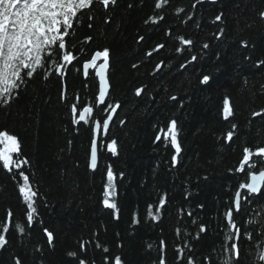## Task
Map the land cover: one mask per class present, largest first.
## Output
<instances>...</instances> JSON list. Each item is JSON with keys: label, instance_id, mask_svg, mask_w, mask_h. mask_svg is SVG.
<instances>
[{"label": "trees", "instance_id": "16d2710c", "mask_svg": "<svg viewBox=\"0 0 264 264\" xmlns=\"http://www.w3.org/2000/svg\"><path fill=\"white\" fill-rule=\"evenodd\" d=\"M155 3L156 0H117L107 12L97 5L100 11L93 28L87 27L89 21L84 18L70 40L79 60L69 66L64 77L67 99L61 100L62 83L55 75L47 80L37 76L9 108L0 109V129L6 128L19 137L22 153L30 161L24 171L39 190L33 229H26L24 236L9 234L6 250L0 251V264H10L13 254L20 255L24 264H71L67 253L78 251L81 240H94L95 233L99 234L98 242L108 247L113 257L120 255L124 264H156L161 240L166 244L167 264H179L175 248L185 240L195 249L197 264L202 254L218 248L221 229L225 227L223 213L244 179L235 172L242 149L264 146V71H233L231 63L232 57L239 55L235 42L240 39L257 41L255 52L247 54L254 59L264 58V45L259 43L264 38V24L245 27L258 19L264 0H202L199 4L197 0H168L162 9H155ZM181 8L185 11L177 14ZM221 11L227 29L223 43L214 40L212 34L217 29L211 24ZM157 16H163V21L145 23L149 17ZM189 16L195 22L188 21ZM106 17L112 21L108 25L104 24ZM181 35L191 38L194 46H183L185 50L178 52L181 46L177 38ZM89 36L92 41L84 43ZM204 42L211 47L203 50ZM158 44L165 47L153 51ZM104 48L110 50L108 102L121 107L108 134L100 138L98 167L92 171L88 167L91 126L71 123L70 104L76 95L81 98L79 106L94 104L97 77L94 70H89L85 78L82 63ZM217 52L222 54L223 63L216 61ZM193 55L198 60L188 63ZM184 64L186 68L181 67ZM225 69L229 74L218 75ZM203 74L212 75L218 82L202 91L198 81ZM137 88L145 89L139 97L135 95ZM172 96L177 100L173 101ZM225 97L233 109L227 120L222 114ZM255 112L261 115L254 116ZM101 115L97 110V118ZM171 119L178 121L182 149L176 167L171 165L175 152L171 145L163 137L154 142L159 129H166ZM121 120L125 121L123 125ZM232 124L237 125L236 135L233 142L226 144L224 138ZM112 139L117 141L115 156L106 147ZM108 165L116 175L119 220L113 219L112 210L101 203ZM15 172L0 167V221L8 210L14 222L24 220L25 206L18 196ZM165 194L167 203L161 219L153 221L146 214L147 205H156ZM244 207L252 211L247 217L236 216L237 223L245 218L258 220L264 201ZM180 209L192 212L193 217ZM137 212L140 222L133 225V214ZM192 219L197 223L193 224ZM199 224L205 225L207 232L196 240ZM44 228L54 234L52 246L47 243ZM260 242L256 236L251 242L254 250L243 245L253 260ZM88 247L89 258L101 264L104 253L92 244Z\"/></svg>", "mask_w": 264, "mask_h": 264}, {"label": "snow or ice", "instance_id": "6c2138e0", "mask_svg": "<svg viewBox=\"0 0 264 264\" xmlns=\"http://www.w3.org/2000/svg\"><path fill=\"white\" fill-rule=\"evenodd\" d=\"M202 0H197V4ZM117 0H0V109H7L10 105L19 98L22 89H25L30 82L37 76L47 80L52 75H55L62 83L61 100L67 99L66 84L63 83L64 77L67 75L69 66H73L74 61L79 60L73 47H70V40L74 36L77 27L86 18L89 23L87 27L93 28V21L96 18V13L100 11L99 5L103 11L107 12L110 6L116 5ZM168 0H156L155 9H162ZM216 3V0H212ZM131 7V5H129ZM192 7H196L193 4ZM184 9H177V14L184 12ZM258 19L251 23H246L245 27L251 28L257 22L264 24V10L257 14ZM163 16L149 17L145 23L158 24L163 21ZM188 21L195 22L193 16L188 17ZM111 18L106 17L104 24H110ZM224 13L221 11L215 15L211 24L216 27V31L212 34L214 40L223 43L227 38V29L223 26ZM202 27V25H197ZM171 34L170 32L168 33ZM143 40V37L139 38ZM178 43L181 47L177 48L178 52L184 49L183 46H194V41L191 38L179 36ZM92 41V37H86L84 43ZM261 45H264V38H261ZM165 47L164 44L156 45L153 51H159ZM203 50L211 47L208 42L201 45ZM235 47L239 51L238 56H233L231 63L233 71L256 72L264 71V58L256 57L247 53L255 52L257 41L240 39L235 42ZM83 52V49H81ZM151 56L152 53H147ZM227 56V52L223 53ZM110 50L104 48L97 50L91 54L90 59L84 60L82 63V72L85 78L89 76V70H94L95 77L98 78V93L95 96L93 103H85L80 107V96H75V102L70 105L71 123L73 125H90L92 131V139L90 143V159L88 167L95 171L98 167V140L100 137L106 136L110 129V123L113 121L117 109L121 107L119 103H109L110 83L107 72L109 69ZM217 62L223 63L222 54H215ZM198 57L193 55L188 63L197 61ZM98 61H102L98 63ZM163 62L156 66L159 71ZM135 67V65H133ZM186 68L187 64L181 65ZM77 71H81L80 68ZM229 70L218 73V75H227ZM218 81L212 75L203 74L198 83L201 85V90L210 89ZM264 89V85H261ZM145 89L137 88L135 95L141 96ZM173 101L177 100L176 96H172ZM183 107V103H181ZM99 110L102 115L97 118L96 111ZM223 118L227 120L233 115V109L230 104V99L225 97L222 105ZM254 116L261 115L260 112L253 113ZM121 125L125 121H120ZM237 125L232 124L224 138V142L231 143L236 135ZM178 121L171 119L167 122L166 129L161 127L155 136L154 142L163 140L170 144L175 150L171 157L172 167L178 164V157L182 151L178 141ZM71 143V141H69ZM107 150L112 155H118L117 141L112 139L106 143ZM0 167L8 172H16L13 178L17 182L18 196L21 198L25 206L24 220L22 222H14L13 213L11 210L3 221H0V251L6 250L9 241L8 236L15 232L19 236L26 234L32 230L35 225V218L38 214L36 206L39 197V190L34 187L30 181V176L26 174L24 168L30 165V161L22 153V145L19 137L10 133L6 128L0 129ZM232 171V170H230ZM235 172L241 173L244 177L243 182L238 184V187L229 201V207L223 213L225 218V227L221 229L222 240L213 251L207 254H202L199 264H264V208H261L260 218L254 220L252 218L242 219L237 223L236 216L247 217L248 212L252 211L249 207L245 210V205H253L258 201H264V146H257L254 149L244 146L242 149V159L239 161ZM123 178V173L120 174ZM207 179V177H205ZM116 175L113 172L111 165L106 169V183L103 185L101 203L105 209L112 210L113 219L119 220V209L116 203L117 188L115 184ZM22 181V183H21ZM187 199V197H185ZM167 203V194L159 197L156 205H147L146 214L153 221L161 219L162 210ZM203 208V205H199ZM189 218L193 217L192 212L184 213L183 209L179 210ZM255 216V213H253ZM139 221V214L134 213L132 224L136 225ZM192 223L197 221L192 219ZM261 229L259 232L256 229ZM251 229V230H250ZM176 234L179 236L180 229L177 228ZM207 228L203 224H199L198 231L194 234L196 240L201 239V234H205ZM49 246L53 245L54 234L47 228L43 229ZM193 235V234H188ZM94 240L78 242V251H70L67 255L71 258V264H95V258H89V245L92 244L96 249L104 253L101 264H124L120 255L113 257L111 250L101 245L98 242L99 234H94ZM256 236L261 238L260 247L255 251V260L251 259L248 248L243 245H248L253 248L251 243ZM123 247V245H118ZM151 247V245H149ZM159 253L156 264H167L165 256V241L161 240L159 245ZM37 251L42 249L37 248ZM176 258L179 264H197L195 249L188 240L182 245L175 248ZM187 253V254H186ZM10 264H24V259L13 254L9 257Z\"/></svg>", "mask_w": 264, "mask_h": 264}, {"label": "bare ground", "instance_id": "6f19581e", "mask_svg": "<svg viewBox=\"0 0 264 264\" xmlns=\"http://www.w3.org/2000/svg\"><path fill=\"white\" fill-rule=\"evenodd\" d=\"M84 76V75H83ZM97 81H98V78H97ZM71 105V104H70ZM80 107H82V106H80ZM70 115H71V113H70ZM103 136V135H102ZM101 138V137H100ZM91 139H92V131H91ZM91 139H90V141H91ZM99 141H100V139L98 140V143H99ZM91 143V142H90ZM89 159H90V146H89ZM89 159H88V164H89Z\"/></svg>", "mask_w": 264, "mask_h": 264}]
</instances>
